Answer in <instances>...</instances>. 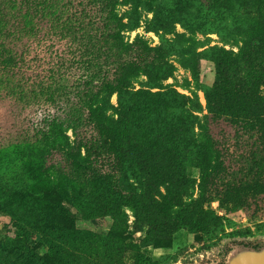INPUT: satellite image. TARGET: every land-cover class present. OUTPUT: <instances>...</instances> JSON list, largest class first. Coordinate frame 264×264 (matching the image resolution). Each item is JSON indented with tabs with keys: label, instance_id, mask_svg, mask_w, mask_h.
<instances>
[{
	"label": "rangeland",
	"instance_id": "374dc122",
	"mask_svg": "<svg viewBox=\"0 0 264 264\" xmlns=\"http://www.w3.org/2000/svg\"><path fill=\"white\" fill-rule=\"evenodd\" d=\"M18 1L21 0H0V248L6 239L16 237L17 221L13 210H27L25 222L39 227L52 222L45 213L50 214L52 207L58 205L66 210L68 221L53 220L52 227L58 228L51 235L72 236L79 245L64 255L68 264H94L96 257L110 253V249L114 257L111 264H228L245 252L263 251L264 200L251 203L247 209L217 200L203 203L196 217L206 225L210 235L214 233L213 238L188 227L173 225L178 215L194 213L188 202L200 198L201 174L197 167H188L186 172L192 184L177 192L171 191V204L167 208L164 205L157 208L165 216L164 233L155 232L146 223L140 224L132 210L120 204L112 216L89 219V208L78 203L81 192L74 185L66 184L61 197L50 189L37 188L40 179H49L53 174L62 179L59 167L67 160L64 146L56 145L58 152H52L41 135L42 119L46 118L44 112L50 109L57 117L70 120L64 133L70 142L74 141L73 121L78 112L70 96L58 99L56 107L44 105L42 98L31 94L29 82L36 70L50 72L51 79L55 76L53 83L69 93L73 85L79 87L82 81L89 82L88 89L100 94L99 100L108 93L114 109L119 101L127 105L124 93L119 94L121 83L128 84L125 93L173 89L198 104V113L194 115L199 117L201 126L203 118L209 114L206 93L212 90L216 78L212 52L236 54L251 32L247 22L239 17L219 15L203 0H118L115 11L125 25L121 37L129 47L124 45L121 51H114L101 36L103 22L98 24L96 19L99 16L95 4L100 0L56 1L40 15L30 14L32 22L31 18L18 14ZM58 15L57 20H70L73 29L74 25L78 26L84 34L83 43L71 46L68 37L62 40L53 32L48 33L55 27ZM258 21L254 33L257 38L262 26ZM33 25L35 33L30 29ZM47 33L54 38L50 40ZM91 34L93 36L88 38ZM41 40L48 45H40ZM136 41L141 43L134 45ZM90 42L95 47H91ZM147 64L155 72L163 71L158 81L152 80L150 72L144 70ZM130 65L138 71L130 80H125L123 76ZM102 83L110 85L111 90L101 92L98 86ZM258 91V96L264 99V80L258 82ZM260 128H235L223 121L209 122L207 134L223 150L229 177L237 172L245 182L259 178L246 177L247 168L264 176V167L251 168L253 161L257 164L260 157L264 158L256 138ZM78 131L87 139L95 135L86 125ZM195 132L201 133L197 126ZM83 153L81 150V155ZM120 178H116V182L127 188L125 193L133 192V180ZM134 192L142 194L138 189ZM159 192L166 196L162 186ZM160 196L156 195L154 200L161 201ZM106 197L111 200L110 195ZM217 217L220 222L215 220ZM27 247L38 257L47 250L33 239Z\"/></svg>",
	"mask_w": 264,
	"mask_h": 264
},
{
	"label": "trees",
	"instance_id": "16d2710c",
	"mask_svg": "<svg viewBox=\"0 0 264 264\" xmlns=\"http://www.w3.org/2000/svg\"><path fill=\"white\" fill-rule=\"evenodd\" d=\"M56 1L63 2L18 1L16 2L19 7L18 14L24 18H31L32 22L33 17L30 14L40 15L44 10L54 6ZM203 1L218 11L219 15L244 19L251 32L244 46L236 54L213 50L216 78L212 90L206 93L209 114L203 118L202 125H199V117L194 115L195 112L198 113V104L194 99L180 95L173 89L157 93L143 91L125 93L124 89L128 84L121 83L119 94L124 93L127 105L119 101L118 107L114 109L109 103L108 93L99 100L100 94L88 89L91 86L89 82L82 81L79 87L73 85L69 93L59 88L56 82L53 83L55 76L51 79L50 72L36 70L29 80L31 94L38 99L42 98L44 105L51 104L53 107L58 106L56 103L58 99L70 96L74 98L73 106L77 107L78 112V117L73 121V142L64 136L65 127L70 120L57 117V113L50 109L44 112L46 118L42 119L44 126L40 131L41 135L52 152H58L55 149L56 145L64 146L67 160L63 165L55 163L62 165L59 167L62 170V179L53 174L49 179H40L38 181L40 187L37 188L50 189L61 197L66 184L74 185L81 192L78 203L89 208V219L112 216L120 204L122 207H129L135 220L140 224L146 223L155 232L164 233L167 225L164 224L165 216L157 208L159 205L167 208L171 204V191L177 192L176 190L188 188L190 183L192 184L186 172L188 167H197L201 174L200 198L197 201L189 199L188 202V206L194 208V213L178 215L173 219V225L191 228L203 236L210 235L206 225L196 217V213L200 214L203 203L217 200L233 207L247 209L251 203L260 200L263 202V174H255L247 168L246 177L259 178L253 177L245 182L237 172L236 175L229 177L223 150L219 149L215 139L210 138L207 132L209 122L223 121L235 128L262 127L257 131L256 138L264 152V115L261 114L264 112V99L258 96V82L264 80V40L261 41L264 36V0ZM117 5L118 0H100L95 4L99 16L96 19L99 21L98 24L103 22L101 36L107 46L114 51H121L126 45L121 37L125 25L115 11ZM31 8L32 11H29ZM24 11L27 13L24 14ZM57 18H60V15L54 20L55 27L48 33L53 32L55 37L60 36L62 40L68 37L71 46L83 43L84 34L77 25H74L73 29L70 20L61 21ZM259 19L262 20L258 21ZM256 20L260 22V26L262 25L258 38L254 36L258 27ZM30 29L35 33L34 25ZM48 33L47 37L50 40L54 38ZM92 36L91 34L87 37ZM138 43L141 42L136 41L134 45ZM39 44L48 45L44 40ZM88 44L95 47L91 42ZM144 70L150 72L149 77L155 81L160 79L163 72L161 69L160 72H155L149 64L145 65ZM137 71V68L130 65L123 79L130 80ZM98 87L101 88V92L111 90L110 85L104 83ZM56 111L58 112V109ZM83 125L94 131L95 135L90 139L83 137V133L78 131ZM196 126L201 133L195 132ZM81 150L84 151L82 155ZM258 162L255 164L253 161L251 168L255 169L257 165L262 169L264 158L260 157ZM244 174L246 175V172L242 173ZM125 176H129L128 178L134 182L131 193H125L128 191L127 188L116 182V178L126 181L128 178H124ZM161 186L166 193L164 197L159 192ZM137 189L141 195H136L134 190ZM106 195H110L111 200ZM156 195H161V201L154 200ZM47 205L48 208L51 207V204ZM12 213L17 221V234L15 238L6 239L4 246L0 248V264H68L64 261V255H67L69 250L79 247L77 240L72 236L51 235L58 228L52 227L53 220L68 221L64 208L58 205L52 207L50 214L45 213L52 222L49 225L42 223L39 227L29 221L25 222L27 210L16 209ZM215 220L221 221L218 217ZM32 232H35L33 236ZM210 237L213 238L214 233H211ZM32 239L36 240L40 247H47L43 256L38 257L28 249L27 244ZM111 253L110 249V253L96 257V263H113L114 257Z\"/></svg>",
	"mask_w": 264,
	"mask_h": 264
},
{
	"label": "water",
	"instance_id": "95a60500",
	"mask_svg": "<svg viewBox=\"0 0 264 264\" xmlns=\"http://www.w3.org/2000/svg\"><path fill=\"white\" fill-rule=\"evenodd\" d=\"M228 264H264V250L260 252H245Z\"/></svg>",
	"mask_w": 264,
	"mask_h": 264
}]
</instances>
